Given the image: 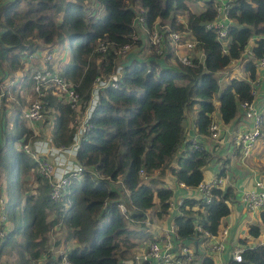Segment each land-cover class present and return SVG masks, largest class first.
Listing matches in <instances>:
<instances>
[{
	"label": "trees",
	"instance_id": "16d2710c",
	"mask_svg": "<svg viewBox=\"0 0 264 264\" xmlns=\"http://www.w3.org/2000/svg\"><path fill=\"white\" fill-rule=\"evenodd\" d=\"M194 2L6 0L0 5V85L3 104L16 108L11 118L4 108L0 124V175L5 183H0V195L6 200L5 215L11 225L1 242L0 257L15 256L17 264H124L122 241L136 233L129 225H145L146 212L156 206L158 217L168 214L173 196L171 187H154L151 179L144 182L140 171L146 176L156 171L162 176L169 173L187 187L202 181L204 167L212 157L210 149L203 147L204 139L210 138L215 147L222 139L213 140L208 131L215 112L217 121L229 124L240 111L243 119L241 104L253 99L255 63L264 57V0H230L227 37L222 41L215 30L206 27L218 16V2L205 0L202 7L193 10ZM137 15L145 22L142 37L155 26H167L193 40L190 63H181L168 54L157 55L150 45L146 62L129 58L122 62L118 54L121 47L142 43L143 33L134 26ZM63 37L70 43L68 60L58 70L49 61H44L45 67L57 70L71 84L81 110L90 101L97 77H108L119 65L122 72L118 87L108 85L100 90L87 119L88 128L76 154L77 162L85 168L83 178L74 180L60 198L53 199L36 162L17 145L42 135L39 130L38 136L34 133L20 107L8 99L14 93L22 102L16 84L10 85L5 79L10 81L23 71L24 58L35 53L40 44L50 46L47 53H52ZM100 43L106 45L104 51L98 50ZM172 58L173 63L169 61ZM238 60H245L246 77L230 78L217 95L220 84L216 75ZM33 73V69L24 73V87L33 85ZM53 90L48 88L43 96L53 112L50 134L55 146H69L76 131V112ZM196 105L199 109L193 122L200 138L196 140L198 148L189 149L183 122L188 106ZM261 128L264 133V117ZM183 142L184 151L178 154ZM211 193L209 202L185 198L179 207L174 224L181 242L199 237L201 233L195 229L198 224L210 235L219 233L222 219L230 213L228 201L234 195L229 187L213 188ZM120 205L125 206L126 213ZM260 221L261 226L249 225L250 236L264 235V209ZM56 229L62 236L52 243L50 233ZM63 242L72 244L64 255L55 257L52 248ZM200 264L214 262L207 255ZM229 264H264V244L244 249L242 260Z\"/></svg>",
	"mask_w": 264,
	"mask_h": 264
},
{
	"label": "built area",
	"instance_id": "2783aa9c",
	"mask_svg": "<svg viewBox=\"0 0 264 264\" xmlns=\"http://www.w3.org/2000/svg\"><path fill=\"white\" fill-rule=\"evenodd\" d=\"M6 0H0V5ZM218 2V16L216 20L208 23L207 28H212L216 31L217 37L222 41L227 37V21L226 11L229 6L230 0H216ZM144 18L137 15L134 21V26L138 27L139 30H145ZM168 33L166 34V32ZM148 44L153 47L154 52L157 55H166L167 47L166 41L169 42L173 48V54L175 59L181 63H190V54L194 48V41L183 37L181 32L170 31L167 26L157 27L148 32L147 36ZM131 45L126 44L121 47L118 54L125 55L131 49ZM106 45L100 43L98 50L104 51ZM179 49H185V53H180ZM249 53V51H246ZM200 55V54H199ZM202 56V55H201ZM199 56V57H201ZM31 58H39L35 53L27 56ZM42 62H52V54L45 53L41 56ZM256 69L264 70V57L256 60ZM32 79V95L34 96L30 104L22 110V117L27 120L30 127L35 130V134H38L37 125L45 118V111L48 110L43 96L47 94V90L50 87H54L53 94H61L64 100L69 103L71 108L75 109L76 116L75 122V133L73 140L69 146H55L53 144L52 136L36 139H30L29 141L17 144L23 151L30 155L36 162V169L39 175L46 179L49 185V195L53 199L60 198L65 191L68 189L70 184L74 180H81L83 178L84 166L77 162L76 154L79 147L80 139L86 132L88 125L87 119L89 114L93 111L100 90L108 85L118 87V81L122 72V66L119 65L114 72L108 77H97L94 81V85L91 90V97L88 105L85 109H80V100L78 94L72 88L71 84L64 79L57 70H47L45 66L33 69ZM264 84V74L258 78H254L251 81L252 87V101L243 102L241 104V110L243 111V120L249 123V127H246L240 134L236 136L235 146L239 150L241 161H246L252 154L257 140L262 134L261 123L264 117V105H258L255 101L257 91L261 85ZM4 92L0 90V124L2 115ZM39 130V129H38ZM210 137L217 141L222 135L221 123L215 118L208 127ZM41 138V139H40ZM220 141V140H219ZM198 144L196 139L189 140V149H197ZM143 174V171H140ZM223 183L222 177H212L209 179H202V181L195 187L200 193V199L202 198L205 202H209L212 197L213 188H221ZM179 184L185 186L183 183ZM170 187V186H169ZM240 200L244 208L251 213H259L264 209V178L254 179L253 186L249 190H244L240 196ZM184 200L178 202V209ZM171 207V202H170ZM122 213H126L127 209L125 206L120 205ZM6 211V200L0 195V222L6 223L7 217ZM180 211V210H179ZM180 215V212L175 216ZM197 232L201 234L199 237H191L188 239L190 244H193L195 250L190 248L186 241L181 242L178 240L176 235V227L174 221L172 225L166 229V235L162 240H152L148 242L147 247L134 255L135 264H194L196 249L200 246H204L206 243L205 256H210L213 262L220 258V255L226 248V241L228 237V228H223L217 235H210V233L204 230L199 224L195 227ZM5 233L0 230V241L3 242ZM0 242V243H1ZM53 243V242H52ZM246 248L245 245H237L232 249L231 258L233 261L240 262L242 260V252ZM53 251V248H52ZM65 250L60 253L64 255ZM54 255V254H53ZM65 261V258L63 259Z\"/></svg>",
	"mask_w": 264,
	"mask_h": 264
},
{
	"label": "crops",
	"instance_id": "0c3cea01",
	"mask_svg": "<svg viewBox=\"0 0 264 264\" xmlns=\"http://www.w3.org/2000/svg\"><path fill=\"white\" fill-rule=\"evenodd\" d=\"M202 6H203V2L201 0H195V2L192 4L193 10H196ZM228 22H229L228 20L225 21L226 24ZM140 31L141 33L144 32L143 30H140ZM143 34H140L141 36L140 38L142 40L141 45L132 46L131 49L128 51V53H126L125 55L121 57L122 62H124L127 58H129L128 59L129 61H131L132 59L140 60V59H143L145 55H146V58H148L151 55L147 38L146 37H143L144 39L142 38ZM187 39H190V38L187 37ZM49 47L50 46L40 44V48L36 51V55H38L39 58H31V59H29L28 57L24 58L25 65H24L23 71H18L12 78V81L13 82L15 81L16 85L17 83L18 84L22 83L23 78H24L23 77L24 73L27 70L29 69L32 70L34 68H40L41 66H45L42 62L41 56L44 55L49 50ZM166 47H167L166 54L172 55V57L175 58L173 54V48L171 47L168 41H166ZM185 51H186L185 49H179L180 53H185ZM245 55L248 56L247 53ZM199 56H201V54ZM53 57L54 58L52 60V63L56 64L57 68L55 67V69L58 70L61 66L64 65V62L68 60L69 55L68 53H66L63 55L62 58H58L54 55ZM173 58L172 60L171 59L169 60L172 63L174 62ZM231 63H232L231 68L229 69L225 68L224 70L218 72V74L220 75L218 77L220 83L227 81L228 79L226 78L229 76V74H231L232 78L234 77L245 78L246 77L247 73H245V69H244L245 60L233 61ZM263 74H264V70L256 69L255 78H258L262 76ZM12 81L11 83H8L7 78L5 79V82H7L10 85L14 84V83L12 84ZM0 90H1V87H0ZM18 94H20V96H27V97L33 96L32 86L24 87V84H23V89H21L20 93ZM8 99H11V101L14 102V105L16 107L20 105V100L19 98H17L16 94L14 93L9 94ZM255 101L258 105H261V106L264 105V84L261 85L260 89L257 91ZM4 108H5L6 114H8L9 111H13L16 109L13 107V104L10 105V103L3 104L2 110H4ZM240 113L238 112L236 118L229 124L221 123L222 139L219 141L218 147L214 146L215 142L210 140V138L204 139V143H203V147L205 149L209 148L211 151V155H212V159L210 158L209 163L204 167V170H205L204 179H209V178L217 177V176L222 177L223 183H222L221 188L223 189L227 187L231 188L232 193L234 195V198H233L234 200L232 202H235L238 205V208L240 210L246 211V214L240 215L239 217H237V220H233L231 204L230 203L228 204L230 207V213L222 220L221 226H220L221 227L220 231L223 228H228L229 233H228V237L226 241V248L224 252L220 255V258H217L214 261V264H229V262L232 260L231 258L232 249L237 245L243 244L246 247H255L257 245L264 244L263 233H260V235H258L257 237H252L248 233L249 225L255 224V225L261 226L260 212L251 213L247 211L242 205L241 200H240V196L242 192H244V190H249L252 188L254 179L264 178V143L259 138L248 160L241 161L239 150L235 146L234 142H235L236 136L240 134L243 130H245V128L248 125L246 121L242 119ZM214 117L218 118V115L217 116L214 115ZM1 118H2V115H1ZM194 119H195V116L192 110L186 111L185 119L183 122L184 128H185V136H186L185 141L187 140L189 141L190 139L198 140L200 138V135L195 130V126L193 122ZM51 127H52V123L49 125L48 129L46 128V130L49 133L48 135H51L50 134L51 132H49ZM184 144L185 142H183V144L180 146L178 154L184 151V148H185ZM235 150H237L238 153H236ZM238 158H239V161L237 160ZM150 178L148 179L150 180ZM170 179L172 181V183L170 184V187L173 190V196L171 198V207L169 208V212L168 214L158 217L157 216V210H158L157 206L146 212V219L144 220V223L145 225H147L150 231L149 233L152 234V238H147L145 236L135 238L132 241L134 245H136L133 248L134 249V251L132 252L133 255L144 250L147 247L148 242L152 240H162L165 237L166 229H168L172 225V222L175 220V216L180 212L178 209L179 201L184 200L185 198H192V199H197V200L200 199V193L195 188L181 186L178 182L175 181L173 177H171ZM250 180H251V183H250ZM238 224L241 225V228L243 227L247 230L246 238L244 239L236 235ZM8 227L10 228L11 225L7 221L4 224L0 222V230H2L4 233L6 232V228ZM129 227L131 230H136V231L140 228H143V227H140L139 224H135V223L129 225ZM57 236L58 237H55V238H59L62 235H57ZM71 242L65 243L66 245L65 247L63 243H60L61 249L57 250L56 252H54V249L52 251L54 256L57 257L60 255L62 251L64 250L66 251L68 248H70L72 244ZM189 242L190 241L188 240L185 242V244L189 246L190 244ZM200 247H204L206 249L207 245L205 243L204 246L202 245ZM9 262L13 264V262L15 261L11 258ZM131 264H135V261H132Z\"/></svg>",
	"mask_w": 264,
	"mask_h": 264
},
{
	"label": "rangeland",
	"instance_id": "374dc122",
	"mask_svg": "<svg viewBox=\"0 0 264 264\" xmlns=\"http://www.w3.org/2000/svg\"><path fill=\"white\" fill-rule=\"evenodd\" d=\"M202 2H205V0H201ZM204 5V4H203ZM181 16H182V14H179L178 15V18L180 19L181 18ZM144 35V34H143ZM143 38V37H142ZM146 38H147V36H146ZM144 39V38H143ZM66 53H68V55L70 56V43H69V40H68V38L67 37H63L62 39H58L57 40V43L55 44V47L53 48V51H52V60H53V55L54 56H56V57H58V58H62L63 57V55L64 54H66ZM140 62L142 61V62H146L147 61V58H146V55L143 57V59H140L139 60ZM172 63V62H171ZM231 66H232V63H230L226 68L227 69H229V68H231ZM35 69V68H34ZM241 70V69H240ZM217 77H219L220 75L219 74H217L216 75ZM230 78H232L231 77V74H229V76L226 78V79H228L227 81H224L223 83H220L219 82V84H220V89H219V91H218V93H217V95H219L220 94V92H221V89H222V87L223 86H225L226 84H227V82L229 81V79ZM11 81L12 80H10V81H8L7 80V82L8 83H11ZM2 83V82H1ZM0 83V84H1ZM15 84V81L13 82L12 81V84ZM177 84H182V82H180V81H178L177 82ZM17 87H16V93H20V91H21V89H23V84L21 83H19V84H17L16 85ZM0 87H1V91H3V88H2V85H0ZM4 92V91H3ZM19 96H20V94H19ZM21 97V99H22V102H21V104L19 105V107H20V109L22 110H24V108L25 107H27L29 104H30V102H31V100L33 99V97L34 96H30V97H27V96H20ZM9 104V103H8ZM25 106V107H24ZM189 108H190V110H192V112H193V114H194V116L197 114V112H198V109H199V106L198 105H196V106H193V107H190V106H188ZM187 107V108H188ZM12 113H13V111H9V113L7 114V117H9V118H11L12 117ZM53 112H50L49 111V109L47 110V111H45V118L37 125V127H38V129H39V133L42 135V137L41 138H44V137H48V131L46 130V128L48 129L49 128V125L51 124V121H52V118H53V114H52ZM218 115V112L216 111L215 112V116H217ZM30 126V125H29ZM38 129H37V131H38ZM50 132V131H49ZM39 135V134H38ZM37 135V136H38ZM40 138V139H41ZM39 139V138H38ZM263 139H264V133H262V136L260 137V140H262L263 141ZM179 149V148H178ZM211 159H212V157H211ZM238 161H239V158L237 159ZM250 162V161H249ZM173 164H177L176 163V161H174L173 160V162H172ZM252 163V162H251ZM157 175V176H156ZM140 176H141V178H142V180L144 181V182H149L148 180V178H150L152 181H154V183H152L153 184V186L154 187H156V186H161V185H165V186H170V184L172 183V181H171V175L169 174V173H166L165 175H160L157 171L156 172H154L153 174H151V176H146V174L143 172V174H141L140 173ZM152 176H154V177H152ZM171 176V177H170ZM30 180H31V177L29 178ZM147 179V180H146ZM0 183H2V184H5L4 183V179H3V174H1L0 175ZM250 183H251V180H250ZM26 186L27 187H31L30 186V184L29 183H26ZM234 196L228 201V204L230 203L231 204V210H232V216H233V220H237V217H239L240 215H243V214H246V211L245 210H240L239 208H238V205L235 203V202H232L234 199ZM225 218V217H224ZM223 218V219H224ZM222 219V220H223ZM222 222V221H221ZM140 227H143V228H140V229H138L137 231H136V233H133L132 234V237H130L129 239L130 240H128V241H122V245H121V249H122V253H123V257H122V261L124 262V264H131V262L132 261H134V255L132 254V252L134 251V247L136 246V245H134V243L132 242L135 238H137V237H147V238H152V234L151 233H149L150 231H149V229H148V227H147V225H143V226H140ZM130 229V228H129ZM246 229L245 228H241V225L240 224H238V229H237V231H236V235L237 236H240L242 239H244V238H246ZM57 235H62V232H61V230L60 229H56V230H54V231H52L51 233H50V238H51V242H54V238L55 237H58ZM61 237V236H60ZM133 243V245L131 246V245H128V244H132ZM63 244H64V247L66 246L65 245V243L63 242ZM189 246H190V248H192V249H194L195 250V247H194V245H192V244H189ZM53 249H54V252H56L57 250H60L61 249V246H60V244L59 245H55L54 247H53ZM63 249H65V248H63ZM205 253H206V249L204 248V247H198L197 249H196V255H195V263L194 264H200L201 263V260H202V258H203V256H205ZM132 256V257H131ZM13 259L15 262H13V264H17V257H15V256H11V257H7V256H2V257H0V264H6V262H7V264H12V263H10L9 261H10V259ZM44 262H42V261H40V262H36L35 264H43Z\"/></svg>",
	"mask_w": 264,
	"mask_h": 264
}]
</instances>
